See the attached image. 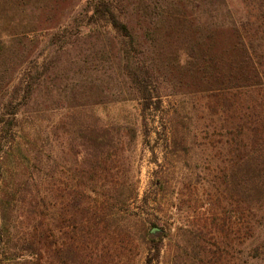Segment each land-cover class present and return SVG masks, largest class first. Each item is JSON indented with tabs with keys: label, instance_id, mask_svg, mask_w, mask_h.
<instances>
[{
	"label": "rangeland",
	"instance_id": "obj_1",
	"mask_svg": "<svg viewBox=\"0 0 264 264\" xmlns=\"http://www.w3.org/2000/svg\"><path fill=\"white\" fill-rule=\"evenodd\" d=\"M109 2L135 48L121 50L123 39L105 20L93 18L90 0H0V128L9 132L3 151L14 147L4 156L3 172L6 192L15 198L0 264H24L18 245L30 224V197L36 196L38 213L53 226L60 201L41 198L50 194L52 179L64 188L81 170L90 151L83 136L91 128H114L118 139L112 183L98 189L131 199L122 219L135 240L123 264H169L171 254H184L188 231L204 228L206 238L222 239L212 222L223 219L231 245L223 264H264V199L254 207L252 236L239 246L232 182L228 177L222 184L226 158L220 144L209 141L218 118L207 111L206 85L189 64L185 39L169 41L165 33L173 16L183 19L198 52L211 48L224 59L240 36L264 76V0ZM144 69L152 79L143 124ZM75 106L70 124L69 108ZM142 220L162 227L149 228L150 237L167 236L158 258L146 250ZM66 231H54L60 245Z\"/></svg>",
	"mask_w": 264,
	"mask_h": 264
},
{
	"label": "trees",
	"instance_id": "obj_2",
	"mask_svg": "<svg viewBox=\"0 0 264 264\" xmlns=\"http://www.w3.org/2000/svg\"><path fill=\"white\" fill-rule=\"evenodd\" d=\"M90 2L93 18L105 20L118 37L123 39L121 50L126 51L125 45L135 48L134 37L115 13L113 4L109 0ZM173 20L174 24L171 19L165 24L167 39L169 41H173V38L177 41L185 39V53L189 58V64L202 75L203 83L206 85L207 111L219 121L213 134L209 136V141L211 144L219 143L226 158L222 184L226 185L228 177L232 182L229 195L234 200L233 214L239 227L238 245L242 247L253 234L254 207L264 199V76L260 64L255 62L249 50L250 43L248 42V45L244 43L240 36L236 38L232 52L225 54V59L216 56L211 48L203 49L202 54L198 52L195 44L189 41L184 20L175 16ZM151 79L152 74L144 69L142 71L144 84L140 91L142 93L140 99L143 100L141 108L143 124L144 114L151 107V97L147 88ZM76 108L78 106L69 108L70 124L76 121V116L72 115ZM12 115L13 118L17 116L16 112ZM67 124L69 123L64 125ZM114 132V128H91L83 136L90 145V148L86 146L90 151L84 165L80 167L81 170L79 169L64 188L60 187L59 181L52 179V182H49L50 194L43 195L40 202L45 203L48 198L60 201V204H54L53 207L54 214H57L53 226L45 224V214L42 210L38 213L42 207L36 196L30 197V224L27 225L24 234L22 233L18 245V255L24 264H44L45 257L49 258L48 264H123L121 261L131 252L130 244L135 240L126 219H122L132 202L130 198H119L120 195L112 198V195L101 193L98 189L102 182L111 184L113 180L110 172L114 167L115 161L112 159L116 154V141L118 142ZM7 134L9 137L8 130L0 128L2 246L5 243L4 239L10 235L12 222L10 212L15 202L14 195L9 196L6 192L8 187L4 185L6 181L5 170L3 172L6 158L4 156L14 149L10 146L3 151ZM129 134L132 136L130 142H134L131 131ZM215 136H218L217 140ZM227 170L229 175L225 173ZM153 186L159 188L156 184ZM135 197L136 194L131 198ZM212 225L216 231L223 234L222 239L206 238L210 234H205L204 228L188 231L184 254L179 251L176 255L171 254L168 258L169 264H223L231 246L228 241L229 235L225 230L224 219L219 223L213 221ZM155 227L162 229L155 222L140 221V235L145 242L146 250L158 258L163 249V240L167 236L161 234L158 238L150 237V231ZM62 229L68 231L65 232V242L60 245L57 239L55 240L54 231ZM188 249L191 250L190 253Z\"/></svg>",
	"mask_w": 264,
	"mask_h": 264
},
{
	"label": "water",
	"instance_id": "obj_3",
	"mask_svg": "<svg viewBox=\"0 0 264 264\" xmlns=\"http://www.w3.org/2000/svg\"><path fill=\"white\" fill-rule=\"evenodd\" d=\"M158 231H159L158 228H153V229L151 230V232H158Z\"/></svg>",
	"mask_w": 264,
	"mask_h": 264
}]
</instances>
